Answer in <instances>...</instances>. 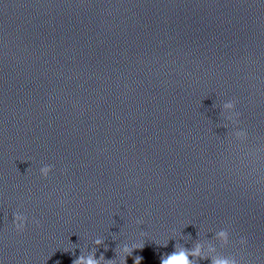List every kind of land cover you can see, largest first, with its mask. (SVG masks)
<instances>
[{"label":"clouds","instance_id":"clouds-1","mask_svg":"<svg viewBox=\"0 0 264 264\" xmlns=\"http://www.w3.org/2000/svg\"><path fill=\"white\" fill-rule=\"evenodd\" d=\"M236 101L229 100L223 103V109L226 110L229 115L227 119L233 124L238 125V118L240 113L235 111ZM247 132L239 127L234 131V136L238 141H245L247 139ZM53 171L52 165H44L39 169L40 175L47 179L50 173ZM29 223V218L21 213L20 211H16L13 213L12 224L17 233H22ZM31 223L40 226V221L35 218L32 219ZM137 225L143 223L142 220L138 219L136 221ZM141 235H146V233H141ZM217 238L221 239L225 245L229 243V233L225 230H221L216 234ZM94 245L97 248L104 244V240L102 238H96L93 241ZM241 245L246 243V240L241 239L239 241ZM168 241H165L163 244H158L161 246H167ZM175 250L171 254H166L161 257L160 264H198V261L208 259L211 264H240V262L235 258V256H224L216 254V248L208 244L207 249H205L204 244L197 242L193 248L187 249L183 246L175 245ZM144 248V242L141 241L139 243H132L118 245L115 249L116 255L120 258V264H126V257L132 255L133 251L136 249L142 250ZM105 250H107V246H105ZM64 252H69V250L65 249ZM142 257L137 255L134 258V264H141ZM56 264H60L59 261ZM72 264H116L115 259H105L104 255L101 254L99 259L96 258V250L88 252V254L81 253L80 256L72 261Z\"/></svg>","mask_w":264,"mask_h":264}]
</instances>
